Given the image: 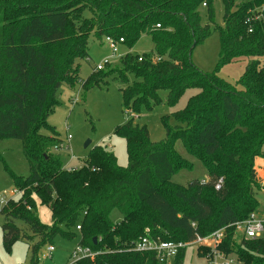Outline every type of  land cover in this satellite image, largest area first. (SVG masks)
<instances>
[{"label":"trees","instance_id":"trees-1","mask_svg":"<svg viewBox=\"0 0 264 264\" xmlns=\"http://www.w3.org/2000/svg\"><path fill=\"white\" fill-rule=\"evenodd\" d=\"M221 2L224 26L210 31L199 9L214 23L213 0H0V141L20 140L29 167L25 177L9 174L22 193L0 209L5 247L25 240L29 264H38L40 249L58 233L73 237L68 231L74 227L78 246L95 252L74 264H161L151 253L133 252L132 244L146 235L186 243L223 228L217 249L224 257L264 264V230L255 239L233 240L234 225L261 208L254 162L264 157V0ZM213 32L220 48L217 68L252 59L238 89L220 79L217 69L204 74L192 64L193 48ZM142 35L152 39L151 54H126L120 68H94L88 81L80 80L76 60L88 57L90 36L101 43L122 39L132 47ZM110 77L125 85L122 107L134 115L157 103L160 90L170 105L187 89L198 92L173 113L178 125L165 123L160 143H151L146 127L132 119L117 127L127 145L125 169L97 147L81 168L69 171L55 152L59 135L41 134L56 92L64 84L94 86ZM177 139L202 163L207 179L172 182L184 168L172 151ZM37 198L50 210V226L34 213ZM185 251L173 264H183ZM204 251L199 254L209 258L211 250Z\"/></svg>","mask_w":264,"mask_h":264},{"label":"rangeland","instance_id":"rangeland-1","mask_svg":"<svg viewBox=\"0 0 264 264\" xmlns=\"http://www.w3.org/2000/svg\"><path fill=\"white\" fill-rule=\"evenodd\" d=\"M241 0H236L240 2ZM214 23H208L206 9L200 7L199 14L201 24H209L210 31L216 27L222 28L223 5L221 0H213ZM85 17H89L85 13ZM88 57L84 60H76L79 70L80 80L86 82L91 75L96 74L94 68L103 66L104 72L109 69L120 68V58L126 54L141 56L153 52V42L149 35H142L132 46L117 43L116 53L113 54L111 48L101 43L93 36L89 38ZM219 40L217 33L213 32L202 43L197 44L191 52L192 64L204 74H212L217 69V76L224 82L239 88L238 80L242 76L246 65L252 60L243 58L231 61L217 68L219 61ZM130 82L133 76L128 75ZM125 87L119 80L106 78L98 85L92 83L85 86L80 83L72 85H62L56 92V104L52 113L47 117V128L41 130V134L51 137L57 133L59 147L56 154L62 159L66 169L81 168L87 161L90 153L97 147H101L111 152L120 168L125 169L128 165L126 140L115 133L117 127H121L125 121L132 119L138 126H145L148 131L149 141L153 144L160 143L166 138L165 123L169 127L178 125V121L173 117V113L182 110L190 97L194 96L197 89H187L174 105L167 103V92L158 91L159 101L150 104V109H142L137 115L125 112L122 107L121 89ZM70 137L67 139V137ZM173 153L178 157L176 162H180L184 167L176 172L172 177V182L179 185H187L192 180H205L207 173L202 163L187 153L182 143V139H177L172 148ZM264 154V145L261 149ZM0 197L3 190L9 191L14 187V181L9 174L25 177L28 175V163L23 153L22 142L17 139H2L0 141ZM264 158V157H263ZM261 157V159H263ZM262 161V160H261ZM255 164V163H254ZM191 167L190 169H186ZM257 167L259 187L256 198L264 211V173L261 167ZM70 171V170H69ZM17 189V188H16ZM18 190V189H17ZM21 195V191L18 190ZM18 197L12 200H18ZM2 205L0 204V209ZM35 215L41 223L50 226L52 224L49 208L35 199ZM263 214L257 213L256 218L262 219ZM2 223L0 216V264H29V245L25 240H18L9 248L5 247L2 241ZM73 237H66L58 233L52 240L54 251L50 258L43 259L46 246L42 247L38 254V264H74L78 258H74L72 253L78 247L80 233L71 228L68 231ZM243 237V232L236 230L233 240L239 241ZM222 244V242H221ZM220 244V245H221ZM205 252L203 247H198ZM197 247L188 246L185 251L183 264H208V258L200 255ZM223 255V254H222ZM230 264H240L232 255Z\"/></svg>","mask_w":264,"mask_h":264},{"label":"built area","instance_id":"built-area-1","mask_svg":"<svg viewBox=\"0 0 264 264\" xmlns=\"http://www.w3.org/2000/svg\"><path fill=\"white\" fill-rule=\"evenodd\" d=\"M264 6L261 7L260 10H263ZM259 16L256 17L258 19ZM159 27V25H156ZM249 32H251L249 30ZM123 42L122 39H119L117 42L113 39L106 37L103 40V43L109 46L113 52L116 53V45L117 43ZM140 60V59H139ZM108 62L105 61L104 65H107ZM104 65H98L95 67L96 71H101L104 69ZM70 137L68 136L67 139ZM73 171L74 168L68 169ZM20 197V192L16 188H12L9 191L3 190L1 192L0 204L6 205L9 200H12L15 197ZM259 213V212H258ZM262 219H257V212H252L248 215V217L241 222L236 223L234 226L236 230H240L243 232L245 238L255 239L261 236L264 230V212ZM79 230V227H76ZM224 237V229H219L207 236H196L191 242L186 243H175L168 241H161L160 239H153L149 235L140 237L137 241H135L131 250L136 253H151L153 254L159 263L161 264H173L175 257L178 252L182 249H186L188 246L195 247H203L211 250L210 257L208 258V264H230L232 262L229 257H224L219 251L218 246L221 244L222 239ZM54 248L52 245H49L45 248V254L43 255V259L50 258ZM74 258H78L79 260L85 259H93L95 256V252L91 251L87 247L78 246L74 252L72 253Z\"/></svg>","mask_w":264,"mask_h":264},{"label":"crops","instance_id":"crops-1","mask_svg":"<svg viewBox=\"0 0 264 264\" xmlns=\"http://www.w3.org/2000/svg\"><path fill=\"white\" fill-rule=\"evenodd\" d=\"M254 163L257 164L258 166H260L261 167V170H262V173H264V158L263 159L256 158ZM256 169H257V167H255V170ZM256 173H257V171H256ZM257 176H258V173H257ZM261 212H264L263 209H262V207L259 208V213H261Z\"/></svg>","mask_w":264,"mask_h":264}]
</instances>
